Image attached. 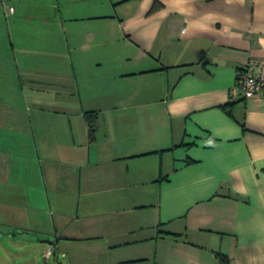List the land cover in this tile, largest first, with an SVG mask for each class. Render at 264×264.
Returning <instances> with one entry per match:
<instances>
[{"label": "crops", "instance_id": "0c3cea01", "mask_svg": "<svg viewBox=\"0 0 264 264\" xmlns=\"http://www.w3.org/2000/svg\"><path fill=\"white\" fill-rule=\"evenodd\" d=\"M31 2L0 0L9 257L264 264V92L233 93L264 64V0Z\"/></svg>", "mask_w": 264, "mask_h": 264}, {"label": "rangeland", "instance_id": "374dc122", "mask_svg": "<svg viewBox=\"0 0 264 264\" xmlns=\"http://www.w3.org/2000/svg\"><path fill=\"white\" fill-rule=\"evenodd\" d=\"M30 1H32L30 6L37 8L38 0H30ZM95 1H99V0H95ZM75 4H78V3H75ZM62 33L64 34L63 30H62ZM42 62H43V60H42ZM43 63H42V65H43ZM42 74L43 73H41V77H42ZM47 165H48L47 163H40L39 167H37L39 172H40V174H41V176L43 175L44 167H46ZM62 168H65V167H62ZM66 174L67 173L59 172L56 177L58 179L61 178V179L65 180ZM58 175H59V177H58ZM78 178H79V176H78ZM71 190H72V188L71 189L70 188H66V191H65V188L63 190V186H61V187H59L58 194L59 195L60 194L63 195L62 193L66 192L65 196L70 197L71 192H72ZM77 192H79V187L75 188V193L73 194V200H71L72 209L74 207L77 208V206H78L79 198L77 196ZM47 195H48V193H46V196ZM67 205L68 204H64L65 207H67ZM52 209H53V211H57L58 210L57 208L54 209V207ZM72 222L74 223V220H72ZM77 223H74V224H77ZM14 231H17V235H15V236H13ZM23 234H25V233L20 228H15L14 226L9 227L7 224H1L0 225V255L7 256L8 259L12 262V264H16L18 261L17 260H13V258L9 257L8 251H13L15 249L16 245H18V243H19L18 242L19 239L22 237ZM34 237L36 238L35 240L37 242H39V240H40L39 237H42V234L40 232L36 231V232H34ZM40 260H41V264H45L43 258L40 259Z\"/></svg>", "mask_w": 264, "mask_h": 264}, {"label": "built area", "instance_id": "2783aa9c", "mask_svg": "<svg viewBox=\"0 0 264 264\" xmlns=\"http://www.w3.org/2000/svg\"><path fill=\"white\" fill-rule=\"evenodd\" d=\"M262 92H264V64L252 61L233 86V93H241L245 98H251Z\"/></svg>", "mask_w": 264, "mask_h": 264}, {"label": "trees", "instance_id": "16d2710c", "mask_svg": "<svg viewBox=\"0 0 264 264\" xmlns=\"http://www.w3.org/2000/svg\"><path fill=\"white\" fill-rule=\"evenodd\" d=\"M240 76L241 74L239 75V77ZM86 118H87V122L89 125V134H90V137L92 138L95 135V131H96V123H95L96 116L92 115L91 112H86Z\"/></svg>", "mask_w": 264, "mask_h": 264}, {"label": "water", "instance_id": "95a60500", "mask_svg": "<svg viewBox=\"0 0 264 264\" xmlns=\"http://www.w3.org/2000/svg\"><path fill=\"white\" fill-rule=\"evenodd\" d=\"M44 242H48V243H51V241L50 240H47V239H45V240H43Z\"/></svg>", "mask_w": 264, "mask_h": 264}]
</instances>
